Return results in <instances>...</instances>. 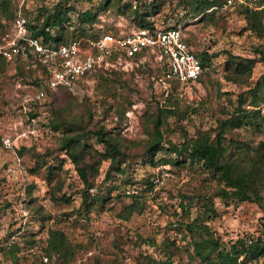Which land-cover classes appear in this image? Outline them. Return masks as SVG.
<instances>
[{"label": "rangeland", "instance_id": "obj_1", "mask_svg": "<svg viewBox=\"0 0 264 264\" xmlns=\"http://www.w3.org/2000/svg\"><path fill=\"white\" fill-rule=\"evenodd\" d=\"M26 2L30 22L37 19L39 5L61 3L73 9L69 17L74 22L80 14L93 12L92 27L87 26L91 32L120 35L139 30L134 15L137 9L158 29L180 28L196 53L213 55L211 67L203 72L200 83L174 87L175 111L179 114L166 118L162 127L165 142L180 144L186 137L197 135L214 139L222 122L238 109L240 95L245 100L243 109L260 110L264 116V104L250 106L251 97L247 95L264 78V36L250 29L240 11L243 9L223 5L207 16L192 19L179 6V0ZM4 36L0 31V44ZM230 56L237 63L254 61L251 72L237 82L231 80L235 75L226 64ZM149 60H116L99 76L76 86L75 95L65 94L62 98L57 94L40 100L35 107L27 101L37 88L22 82L12 63L0 70V249L16 242L23 248L24 240L42 245L47 229L53 226L61 228L74 246V264H139L140 256L156 262L170 258L171 264H199L190 256L191 234L185 228L178 231V224L202 220L204 208L215 210L216 217L203 223L227 249L241 238L249 239V243L264 241V213L259 204L229 200L226 206L215 197L219 188L228 190L223 183L218 185L198 165L163 163L170 158L168 152L157 153V165L149 163L146 147L151 139V121L164 107V99L152 97L150 80L156 70L153 62L158 61ZM51 102L55 109L49 106ZM29 108L35 118L28 115ZM52 123L58 127L53 128ZM98 128L117 143L123 163L120 169H110L109 161L100 165L96 179L99 188L89 192L102 194L112 189L111 195L101 209L86 213L79 194L82 182L61 144L65 137L74 136L103 152L94 135ZM223 130L227 159L248 163L264 144V121L257 126L243 121L239 127ZM48 167L53 171L50 177ZM261 167L264 169V158ZM107 176L109 179H105ZM260 195L264 196V190ZM63 196L72 198L69 205L61 202ZM134 198L139 200L137 210L124 220V212L134 205ZM180 204L187 207L185 212ZM5 256L0 250V264H10ZM31 261L40 264L41 258L22 259L21 264Z\"/></svg>", "mask_w": 264, "mask_h": 264}, {"label": "trees", "instance_id": "obj_2", "mask_svg": "<svg viewBox=\"0 0 264 264\" xmlns=\"http://www.w3.org/2000/svg\"><path fill=\"white\" fill-rule=\"evenodd\" d=\"M226 0H179V6L183 7L187 15H191L192 19H196L199 16H207L212 13L213 10H217L223 7ZM264 0L261 1L263 4ZM108 4L106 5V7ZM27 2L22 8L23 16L27 20V27L31 32V37L41 38L43 44L49 46H58L61 44H67L71 41L78 40L81 38H96L104 34H111L113 36H120L119 33H96L91 32L89 27H92V23L95 19L93 12H85L78 16V22L72 21L69 17V13L73 10L72 8H66L61 3L49 7L48 5H39L38 17L34 22H30L26 17L28 11ZM18 7L14 0H0V31L5 35L10 33L14 21L17 17ZM245 15L247 23L250 29L258 34L264 36V9L259 11L249 12L246 9L240 10ZM134 15L136 17V26L139 30H147L150 33H155L156 28L148 19L145 18L144 14H139L138 10L135 9ZM200 17V18H201ZM168 28H178L177 26H170ZM138 31V30H137ZM182 31V30H181ZM132 33V32H131ZM130 33V34H131ZM183 33V32H182ZM124 35V34H123ZM129 35V34H125ZM5 37V36H4ZM3 37V38H4ZM183 40L190 48V51L198 58L203 72L211 67L213 55L208 54L206 51L196 53L187 38L183 34ZM3 41V39H2ZM2 43V42H1ZM143 58H150L155 61L157 60L156 54H151L147 50L134 56L133 60H141ZM232 59V60H229ZM117 55H113L110 62H115ZM149 60V61H150ZM158 61V60H157ZM12 63L14 65L16 74L21 78V81L26 85H33L37 90L46 89V82L50 79V72L45 64L36 62L35 65L18 60H8L2 54H0V70H4V65ZM147 63V62H145ZM253 60H247L246 63H237L231 56L228 58L226 64L228 70L235 76H231V80L237 82V79L242 80V76L251 72L253 67ZM156 65V70L153 73L150 80V88L152 97L155 100L159 98L164 99V107L159 110V116L151 121L152 131L149 133L151 139L146 147V153L150 155L149 163L157 165L159 161L157 158L158 152H168L170 158L164 160L165 164H172L173 166H185L186 163L189 165H198L204 173H206L213 181H216L218 185L224 184V188H219L216 192L215 197L220 198L226 206H229V202L240 204L243 202L257 203L262 207L264 213V196H261V190H264V169L261 165L263 164L264 158V144H260L257 149L256 157L249 159L248 163H241L239 160L227 159L225 155L226 149L223 147V129L228 126L239 127L243 121L252 122L254 125H259L264 121V116L260 113V110L247 111L242 108L241 105L244 103L242 95L238 97L239 106L235 110V113L230 119L222 122V129L216 134L214 139H210L207 135H197L195 138H185L180 144H173L172 142H165L162 133V127L166 122V118L176 116L179 113L175 111L176 101L174 100L173 86L166 97L154 87L153 78L157 75L163 74L167 70L165 62H153ZM142 65V64H141ZM105 67H97L91 71L86 77L77 81L76 86L79 87L81 84L100 73L104 72ZM153 72V71H152ZM201 77L195 82L200 83ZM194 83H189L191 85ZM74 90V89H73ZM73 90L59 89L57 93L51 94L47 91V97L55 98L56 95L61 94V97L65 94L75 95ZM248 97H251L249 105L257 108L262 102L264 104V78H260L254 88H251L247 92ZM246 99V98H245ZM175 101V102H174ZM28 103H33L34 107L38 104L37 100H28ZM173 102V103H172ZM53 102L49 103L53 109ZM33 107V108H34ZM28 115L31 118H35L33 109L29 108ZM53 128H57L58 125L51 124ZM62 126L71 125L62 123ZM67 129L66 132H69ZM96 141L103 146L104 151L99 152L93 149L92 146L86 144V141H80L79 137H65L61 144V150L65 151L70 156L74 167L79 175L82 182L83 188L79 192L81 196V204L85 206L86 213H91L98 209H101L111 195L112 189H107L102 194H90V189L99 188L96 184V179L100 173V165L103 162H110V169H120L123 161L120 159L122 155L118 149L117 143L114 142L108 133L103 128H98L94 132ZM164 145H167L165 147ZM260 151V152H259ZM166 154V153H164ZM174 156V158H173ZM162 159V158H160ZM48 177L53 175L51 167L47 168ZM105 179H109L107 176ZM53 199L55 200V194L52 192ZM209 202L210 198L204 197ZM134 205L130 206V210H126L123 216L124 220H127L133 214L132 211L137 210L138 199L134 198ZM72 198L69 196L61 197V202L69 205ZM212 203V202H211ZM182 212L187 210V207L180 204ZM202 220H195L190 224H178L181 231L185 228L188 233L191 234V253L190 256L196 259L199 264H246V263H257L260 259L264 258V241L257 239L254 242L249 243V239H238L227 249L223 244H220V240L214 237L210 228L203 223V221H209L216 217L215 210L212 208H204ZM44 228V227H43ZM23 248H20L16 242L11 246L0 249L6 255V260L10 264H21L29 257L41 258L40 264H74L75 262V249L74 246L68 241L67 236L61 228L49 227L46 231V238L42 245H37L36 240H24ZM173 245L174 242H172ZM175 251L177 248L175 246ZM22 256H20L21 253ZM190 252V251H188ZM46 259V263L43 262ZM139 264H171L170 258L164 261H153L150 258H142ZM27 264H33L29 262ZM260 264H264L261 262Z\"/></svg>", "mask_w": 264, "mask_h": 264}, {"label": "built area", "instance_id": "obj_3", "mask_svg": "<svg viewBox=\"0 0 264 264\" xmlns=\"http://www.w3.org/2000/svg\"><path fill=\"white\" fill-rule=\"evenodd\" d=\"M14 1L18 7L17 17L11 32L5 35L0 44V54L8 60L45 64L50 72L46 89L37 90L30 100H43L47 91L55 94L59 89H75L77 81L95 68L112 66L110 59L115 54L117 60L133 59L145 50L156 54L157 60L167 65L163 74L153 78L154 87L164 97L173 86L195 83L203 75L200 62L183 40L180 28L159 29L155 33L138 30L120 36L104 34L49 46L43 44L41 38L31 37L22 12L26 0ZM224 6L249 12L264 9L260 0H226ZM6 145H9V141H6Z\"/></svg>", "mask_w": 264, "mask_h": 264}]
</instances>
